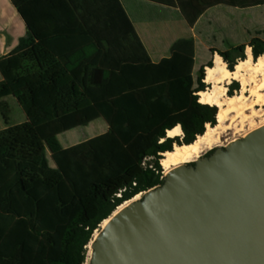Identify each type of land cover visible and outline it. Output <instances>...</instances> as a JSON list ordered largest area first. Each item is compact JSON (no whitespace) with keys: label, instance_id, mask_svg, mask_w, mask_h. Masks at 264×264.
I'll use <instances>...</instances> for the list:
<instances>
[{"label":"trees","instance_id":"1","mask_svg":"<svg viewBox=\"0 0 264 264\" xmlns=\"http://www.w3.org/2000/svg\"><path fill=\"white\" fill-rule=\"evenodd\" d=\"M27 34L0 56V264H86L88 245L126 201L160 185L162 155L191 144L218 107L201 103L195 43L179 38L153 62L120 0H11ZM188 23L216 4L264 0H152ZM264 39L211 49L234 70ZM239 88L228 85L229 95ZM13 96L26 120L9 124ZM102 118L104 133L64 147L59 135ZM182 135L168 137L176 126Z\"/></svg>","mask_w":264,"mask_h":264},{"label":"water","instance_id":"2","mask_svg":"<svg viewBox=\"0 0 264 264\" xmlns=\"http://www.w3.org/2000/svg\"><path fill=\"white\" fill-rule=\"evenodd\" d=\"M141 194L101 224L86 264H264V124Z\"/></svg>","mask_w":264,"mask_h":264},{"label":"crops","instance_id":"3","mask_svg":"<svg viewBox=\"0 0 264 264\" xmlns=\"http://www.w3.org/2000/svg\"><path fill=\"white\" fill-rule=\"evenodd\" d=\"M120 2L153 62H158L163 57L169 56L170 48L177 39L193 38L195 43V56L192 74L194 78L195 73L198 72L203 64L202 60L205 58L206 53L211 52L213 39L210 41L208 38L218 36V33L215 32L213 34L211 33V37L206 36L208 41L206 44L204 39H199L198 28L200 27L202 32L204 31V33H207L206 35H209L210 25L222 24L218 22V18H220L218 16L219 13L222 12L225 14V12H233L236 14V29L239 32V39L242 36L245 37V34L248 37V43L254 36H259L264 39V3L244 7L216 4L206 9L196 22L190 25L181 10L176 6H170L152 0H120ZM26 34L27 27L12 1L0 0V56L10 52L18 44L19 39L26 36ZM238 42L236 45L247 44L241 41ZM200 46L202 47V53H204L201 59L198 57V49ZM4 127L5 125L2 126V128ZM107 128L108 126L106 124V130ZM106 130L103 128L102 133ZM75 141L68 140L64 147L75 144Z\"/></svg>","mask_w":264,"mask_h":264},{"label":"bare ground","instance_id":"4","mask_svg":"<svg viewBox=\"0 0 264 264\" xmlns=\"http://www.w3.org/2000/svg\"><path fill=\"white\" fill-rule=\"evenodd\" d=\"M245 52L246 58L239 60L234 70L228 69L220 55L215 56L212 67H206L205 82L210 86L198 92L199 101L218 107L216 124H207L204 134L199 135L193 143L175 144L171 151L164 152L160 163L165 172L180 164L194 161L201 153L212 149L214 146L227 143L230 138L225 140L224 138L229 135L234 137L244 126L251 125L255 118L263 114L261 109L258 110L255 107L264 106V56H260L255 60L250 47H247ZM234 80L241 83V90L238 93L229 95L226 92L227 85ZM248 132H245V134ZM181 134L182 129L179 125L167 131L168 137H176ZM138 198L139 195L134 197L133 200ZM127 203L129 202L126 201L118 209H121ZM106 222L107 219L102 222V225ZM88 248V255L90 256V244Z\"/></svg>","mask_w":264,"mask_h":264},{"label":"rangeland","instance_id":"5","mask_svg":"<svg viewBox=\"0 0 264 264\" xmlns=\"http://www.w3.org/2000/svg\"><path fill=\"white\" fill-rule=\"evenodd\" d=\"M218 16L220 17V18H218V22H220L222 24L210 25V27H209L210 32H208L209 35H206L207 33H204V31L202 32L201 28L199 27L198 28L199 39H201V38L204 39L206 44H207L208 41H207L206 36L211 37V35L214 32L218 33L217 37L216 36L211 37V38H208V40L211 41L213 39L212 40L213 46H211L212 47L211 49H217V50H221V51L226 50L230 46L236 45V43H239L238 41H241L242 43H248V37L246 34H245V37L242 36V37H240V39L238 38L239 32L236 29V14L235 13H233V12H227L226 13L225 12V14H223L221 12V13H219ZM243 33H244V30H243ZM201 49H202V47L200 46L198 49L199 59H201V57L204 56V53H202ZM216 55H219V54L215 53V52H212V53L208 52V54L206 53L205 58L202 60V62H203L202 66L206 67V65L209 61H211L213 64L214 58ZM196 76H197V72L195 73V78H196ZM204 76H205V72H204ZM203 82H205V81L203 80ZM237 82H238L239 88L233 92L234 94L240 92V90H241V83L239 81H237ZM230 84H228V85H230ZM205 85H206V88L210 86L206 82H205ZM228 85H227V90H226L227 94H229ZM5 101L9 105V110H10V112H9V124L10 125L17 124V123H20V122H23L24 120H26L25 113L23 112L22 108L19 106L18 102L16 101V99L13 96L6 97ZM255 108L258 110L261 109V111L263 112V114L261 115L262 117L260 116V117L255 118L253 120V122L251 123V125L248 124V125L244 126L242 128V130L239 133H236V135L234 137H232V135H229L226 138H224V140L227 138H230L229 139V141H230V140L235 139V138H240L243 136V134H245V132H248V131L252 130V128L254 129V128L258 127L260 124L262 125L264 123V106L260 107V108L258 106ZM4 125H6V124H5V121H4V119L0 113V128H2V126H4ZM103 128H104V130H106V123L102 118H99L96 121L88 124L87 126L78 127V128H75V129H72V130H69V131H66V132L60 134L59 140L63 146L66 145V142L68 140H76L75 142L78 143V142L87 140L93 136H96L98 134H101L103 132L102 131ZM174 145H173V147H174ZM222 145H225V143H223ZM215 147H217V146H214L213 148H215ZM207 151H209V150L204 151L200 155H203ZM163 172L165 173L164 170H163ZM141 196H142V194H139V197H141Z\"/></svg>","mask_w":264,"mask_h":264},{"label":"flooded vegetation","instance_id":"6","mask_svg":"<svg viewBox=\"0 0 264 264\" xmlns=\"http://www.w3.org/2000/svg\"><path fill=\"white\" fill-rule=\"evenodd\" d=\"M211 150V149H210ZM210 150L209 151H207V152H205L204 154H203V156H206V155H208L209 153H210Z\"/></svg>","mask_w":264,"mask_h":264}]
</instances>
